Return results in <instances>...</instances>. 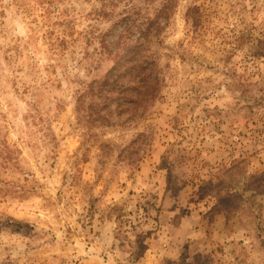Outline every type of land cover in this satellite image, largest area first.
Masks as SVG:
<instances>
[{"label": "rangeland", "instance_id": "374dc122", "mask_svg": "<svg viewBox=\"0 0 264 264\" xmlns=\"http://www.w3.org/2000/svg\"><path fill=\"white\" fill-rule=\"evenodd\" d=\"M166 1L0 0V264H264V0H168L157 99L79 111Z\"/></svg>", "mask_w": 264, "mask_h": 264}, {"label": "trees", "instance_id": "16d2710c", "mask_svg": "<svg viewBox=\"0 0 264 264\" xmlns=\"http://www.w3.org/2000/svg\"><path fill=\"white\" fill-rule=\"evenodd\" d=\"M164 4V7L155 18L138 16L147 21L139 25L142 28L141 36L135 43L134 48L126 52V49L122 50L129 47L127 42L130 40L127 39L137 23L136 21L131 22L130 18H124L120 22L125 26V32L115 43V49L109 50L108 46L104 45V50L100 54L103 57L107 56V58L112 59L115 65L106 77L83 85L78 104L79 111L89 112L88 123L95 124L99 120L106 122L108 116L103 115L102 112L103 110L109 111L110 106L115 101H118L120 106H122V102L129 101V103L136 106V111H140L147 108L149 102L157 99L161 88L160 71L157 70V62L151 60L152 55H145L144 52L149 53V45L146 44L159 35L161 30L160 20H166L170 16L173 1L169 2L167 0ZM128 73L134 80L125 84L119 83V79ZM93 115H96V117Z\"/></svg>", "mask_w": 264, "mask_h": 264}]
</instances>
